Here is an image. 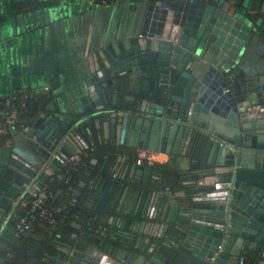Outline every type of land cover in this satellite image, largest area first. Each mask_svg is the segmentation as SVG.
Here are the masks:
<instances>
[{"label":"water","instance_id":"1","mask_svg":"<svg viewBox=\"0 0 264 264\" xmlns=\"http://www.w3.org/2000/svg\"><path fill=\"white\" fill-rule=\"evenodd\" d=\"M209 7L148 1L134 36L100 44L87 57V112L78 119H62L49 100L42 116L20 128L4 133L0 121V247L15 233L11 204L32 177H46L86 148L111 145L96 130L100 119L130 137L120 144L175 159L177 179L189 187L180 193L168 184L174 170L133 164V177L122 176L118 190L132 196V209L107 207L127 214L117 231L109 214H99L107 189L99 193L96 174L74 191L97 196L93 210L83 201L65 211L79 220L78 231L54 233L42 264H236L247 253L264 264V76L260 84L228 78L241 77L235 66L249 29ZM141 215L157 223L139 244L123 234L141 224Z\"/></svg>","mask_w":264,"mask_h":264},{"label":"crops","instance_id":"2","mask_svg":"<svg viewBox=\"0 0 264 264\" xmlns=\"http://www.w3.org/2000/svg\"><path fill=\"white\" fill-rule=\"evenodd\" d=\"M148 1L151 0H111L109 3H94L92 0H0V114L2 101L12 93H23L28 99L27 103H31V114L27 118L20 116V121L16 124L18 128L34 114L42 116L43 106L49 100H52L54 108L63 112L64 120L70 117L78 119L86 114L87 111H83V100L89 96L86 84L89 77L87 57L100 44L124 38L129 32L134 36ZM154 1L157 3L160 0ZM195 1L205 4L206 8H219L249 29L250 38L235 66L241 72V77L236 78L229 73L228 78L241 81L252 77L256 78V84H260L257 77L264 76V0H215L211 4H206L205 0ZM87 103L85 105L89 107ZM92 118H86L85 121L89 124ZM95 126L101 134L105 132V141H110V146L86 148L70 156L78 161L73 168H69L67 159L46 177L38 173L30 179V182L41 183L45 180L52 190V204L59 207L56 213L59 225L74 232L78 231L76 228L79 220L74 218L73 212L64 213L72 204L76 209L83 201L93 210L98 197L87 198L86 193L77 196L74 191L77 187L90 184L98 173L100 178L95 181V186L99 193L107 189L104 198L106 203L103 202L105 209L99 214L102 217L109 214L108 219L114 222L116 226L113 227L117 231L127 214L107 212L108 205L117 202L120 206H125L126 211L133 206L131 195L127 200L124 193L118 195L123 180L120 178L123 176L130 180L133 177L129 178L128 175L133 165L130 150L135 148H128L123 144L130 137L127 138V134H124L121 138L118 128L115 131L110 122L103 125L98 119ZM10 129L15 128L3 125L1 131L7 133ZM100 139L104 140L103 135ZM133 151L137 152L138 149ZM149 151L153 156L150 165L160 169L167 168L168 171L174 170L170 179H167L169 185L174 182L180 193L189 187L187 179H177L179 175L176 174L178 168L175 159H170L168 154L160 151ZM101 169L105 172L100 171ZM28 197V189L24 188L12 202L8 219H12L13 226L20 213L13 211H21ZM143 206L141 210L144 209ZM135 207L139 209L137 202ZM138 220L141 224L136 225L134 230L131 228L130 231H125L123 235H128L141 244L143 239L151 238L153 223L157 221L144 215ZM33 223L28 232L20 235L14 233L4 244L6 252L9 253L13 247L20 252L21 256L14 255L13 252L14 264H42L41 254L49 249L48 242L56 232L47 231L40 221ZM90 232L96 235L94 231ZM2 255L0 250V264H7ZM239 258H242L243 264H256L258 259L252 253L239 255Z\"/></svg>","mask_w":264,"mask_h":264},{"label":"built area","instance_id":"3","mask_svg":"<svg viewBox=\"0 0 264 264\" xmlns=\"http://www.w3.org/2000/svg\"><path fill=\"white\" fill-rule=\"evenodd\" d=\"M159 2V1H158ZM27 97L23 93H12L10 97L2 101L0 121L4 126L10 128L19 123L18 109L25 107ZM135 162L142 164H152L153 156L149 150L139 149ZM69 168L78 164L77 159L68 158ZM51 179V178H50ZM28 201L22 207L14 223L15 234L20 235L28 232L35 220H43L51 228H56L55 214L59 211L57 205L52 204V190L46 183L31 181L28 184ZM237 264H243L242 258H238Z\"/></svg>","mask_w":264,"mask_h":264},{"label":"trees","instance_id":"4","mask_svg":"<svg viewBox=\"0 0 264 264\" xmlns=\"http://www.w3.org/2000/svg\"><path fill=\"white\" fill-rule=\"evenodd\" d=\"M110 1L111 0H92V2H94V3H109ZM160 1H163V0H160ZM214 1L215 0H205V3L206 4H211V3H214ZM31 110H32L31 109V103L30 104L27 103L25 105V107L19 108L18 111H17L19 118H20V116L23 117V118H27V116H29L31 114V112H32ZM18 127H19L18 125L14 126L15 129H17ZM71 177H72V175H71ZM69 180H70V178H69ZM44 181L45 180H43L42 183H45ZM55 218H56V223H58V216L56 214H55ZM37 221H40L42 224H44L45 227L47 228V231H50L52 233L56 232V230L60 226L59 223H58V225L56 224L57 225V229L51 230V228L45 223V221L38 219V220H35L34 222H37ZM33 225H34V223H33ZM13 252H14V255L17 254V255H20L21 256L20 252L15 247H13L11 251L9 250V253L11 254V258L6 259V261H5L7 264H14Z\"/></svg>","mask_w":264,"mask_h":264},{"label":"flooded vegetation","instance_id":"5","mask_svg":"<svg viewBox=\"0 0 264 264\" xmlns=\"http://www.w3.org/2000/svg\"><path fill=\"white\" fill-rule=\"evenodd\" d=\"M133 150H136V149H131L130 150V155H131V162L133 163V164H137L136 162H135V159H136V154H137V152H134ZM139 150V149H138ZM142 163L140 162V163H138L137 165H141ZM152 167H155V166H153L152 165ZM155 168H157V167H155ZM158 170H160V171H162V172H164V171H168V169L166 168V169H163V168H157ZM154 171V170H153ZM152 171V172H153ZM60 228H62L61 226H59V228L57 229V225H56V232H58L59 230H60ZM64 229H67V230H69L68 228H64ZM5 248H6V246H1L0 247V250H1V252H2V258H3V261L5 262L6 261V259H8V258H10V253H8V251L6 252L5 251ZM8 248V247H7Z\"/></svg>","mask_w":264,"mask_h":264}]
</instances>
